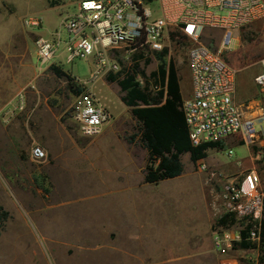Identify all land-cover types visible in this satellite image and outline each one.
I'll return each instance as SVG.
<instances>
[{
	"label": "rangeland",
	"instance_id": "obj_1",
	"mask_svg": "<svg viewBox=\"0 0 264 264\" xmlns=\"http://www.w3.org/2000/svg\"><path fill=\"white\" fill-rule=\"evenodd\" d=\"M76 1L0 0V205L10 215L0 233V264H96L94 258L107 253L97 249L100 241L70 242L84 244L87 248L67 255L64 242L45 240L41 236L45 227L44 215L27 208L26 201L31 198L39 204L44 203L43 196L52 186L105 189L123 185L131 186L129 192L121 195L133 203V215L148 220L142 245L138 246V242L132 245L140 249L141 254L153 252L158 264H221L212 246L216 216L211 207L221 182L210 179V172L220 170L218 166L221 165L234 166L239 159L243 167L256 168L264 188V121L258 126L262 140L257 145L247 146L230 139L220 142L206 151V171L198 170L197 161L193 162L185 152L180 155L183 166L180 175L155 183L145 182L144 173L140 171L145 166L147 153L140 141L139 123L132 115L131 107L121 101L123 92L115 80L108 79L109 73L89 82L93 69L91 57L67 62L63 50L65 32L62 30V42L52 64L70 75L75 85L92 90L112 113L113 122L104 126L103 132L108 130L106 133L86 138L78 132L69 112L76 94L70 88V80L56 74L50 66L42 73L36 69L35 36L55 39L61 17ZM27 16L41 17V27L27 26L24 22ZM220 35L219 30L206 28L200 40L215 46ZM232 35L231 47L224 57L237 71L236 97L240 103L250 102L254 114L264 113V89L254 82L264 57V19L239 28ZM167 44V59L173 60L178 70L183 99L188 98L192 82L187 51L192 42L187 38L175 41L169 37ZM117 57L121 70L116 75L122 76L137 61L144 71L140 75L142 84L146 78L150 88L157 86L150 77L158 64L155 52H147L136 60ZM20 94L22 109H19ZM131 136L132 141H127L132 149L121 139ZM34 144L46 150V160L31 159L30 149ZM46 145L63 156L55 166ZM228 149L233 151L231 157L227 156ZM250 155L252 159L249 160ZM38 188L43 196L35 192ZM54 193H50L47 201L57 198L55 201L75 202V198L87 194L71 189ZM118 196L112 195L111 199L109 195L102 200L110 202ZM96 201L80 199L67 207L71 209L78 204L89 214ZM37 221L42 225L39 228ZM235 249L232 253L239 264L261 262L258 248L244 251L235 246Z\"/></svg>",
	"mask_w": 264,
	"mask_h": 264
},
{
	"label": "built area",
	"instance_id": "obj_2",
	"mask_svg": "<svg viewBox=\"0 0 264 264\" xmlns=\"http://www.w3.org/2000/svg\"><path fill=\"white\" fill-rule=\"evenodd\" d=\"M260 19H264V0H77L61 17L55 39L35 36L36 69L42 73L53 63L62 42V30L67 62L91 57L89 82L104 73H118V55L122 60L121 56L132 58L134 54L145 56L147 52L163 50L168 45L169 31L179 30L192 42L187 51L192 91L181 102L192 145L230 139L255 146L262 140L258 126L264 121V113L256 115L250 102L235 100L237 71L224 53L231 47L235 30ZM24 22L30 27L42 24L41 17L36 16H27ZM206 28L221 32L217 45L200 40ZM261 64L254 82L263 90L264 57ZM137 79L142 82L140 75ZM21 97L20 94L19 109L23 108ZM69 112L78 132L86 138L99 136L112 119V113L88 89L74 95ZM232 155L228 149L227 156ZM30 157L44 161L47 152L34 144ZM236 164L241 168L233 175L221 170L210 172V179L221 182L211 202L216 219L223 215L233 217V222L216 225L213 230V249L221 256V264H238L231 252L240 240H250L256 246L247 249H257L260 241L264 211L261 177L256 168L242 167L239 159ZM197 168L208 170L204 158L197 161Z\"/></svg>",
	"mask_w": 264,
	"mask_h": 264
},
{
	"label": "trees",
	"instance_id": "obj_3",
	"mask_svg": "<svg viewBox=\"0 0 264 264\" xmlns=\"http://www.w3.org/2000/svg\"><path fill=\"white\" fill-rule=\"evenodd\" d=\"M152 1V0H147ZM171 40H185L186 36L179 30L169 31ZM168 48L155 52L158 64L150 73L156 87L150 88L149 82L137 79V75L144 74L137 61L132 68L122 76L109 73L108 79L115 80L123 92L120 99L131 107L132 115L139 123L140 141L147 151L144 166V181L158 182L172 178L182 173L183 166L180 160L182 153L188 152L190 159L195 162L206 156L209 148L217 147L220 142H205L198 146L192 145L184 114L181 109L182 95L179 86L178 70L171 59H167ZM141 54H134L133 59L141 58ZM148 60V58L146 59ZM50 68L58 75H65L70 80V88L74 93L83 90V86L75 85L72 77L64 73L54 64ZM133 136L127 138L132 141ZM9 211L0 205V233L9 218ZM228 221L233 222V217L223 215L215 220L216 225H225ZM245 235V231H242ZM236 247H254L250 240L242 239L235 244ZM258 259L264 262V211L260 227V241L258 245Z\"/></svg>",
	"mask_w": 264,
	"mask_h": 264
},
{
	"label": "crops",
	"instance_id": "obj_4",
	"mask_svg": "<svg viewBox=\"0 0 264 264\" xmlns=\"http://www.w3.org/2000/svg\"><path fill=\"white\" fill-rule=\"evenodd\" d=\"M234 97L235 100L239 102L236 94ZM111 121L113 122V119H111L110 122ZM107 131L108 130H105V132L103 133H106ZM121 139H123V141H125V143L132 149L131 143L128 142L127 139ZM92 140L88 141L85 144L88 145ZM46 147L47 151H50L52 154V158L54 160V163H52V165L55 166L58 160H60V157L63 156L55 151L56 149L54 150L52 146L46 145ZM250 159H252L251 155L249 160ZM243 166L244 165L242 164V167ZM218 168L228 175H233L238 173L241 167L237 166L235 162L234 166L225 164L218 166ZM140 172L144 173V168L143 171ZM70 189L72 190V192H84L87 194L75 198V202L67 200L55 201V199H57L55 197L54 201H47V199L51 197L50 193H57V191L61 193L62 191ZM130 189L131 186L128 185L117 186L115 188H111L108 186L105 187V189H100L97 186H85L84 188H61L59 186H52V188H50L43 196L41 194V190L38 188L37 190H35V192L39 193L45 198L44 203L39 204L35 200H32L30 198L27 199L26 205L27 208L32 209L35 213L42 212L41 215H44L42 218L45 227L43 229L44 232H41V236L45 240L64 242V245L67 246V255H72L73 251L77 252V250H84L85 248H87V246L84 244H73L70 242H85L93 239L101 242L99 243V245H97V249H104L105 253L107 252L106 254H102L94 258V262L96 264H158L154 259L155 256L153 252L143 255L141 254L140 249H135L132 246L136 242H138V246L142 245V235L143 233H145V227L148 226V220H143L137 214L134 216L133 203L131 201H127L126 197L124 195H121L129 192ZM25 192L33 193L26 190ZM117 194H119V196L114 201L111 200L110 202H105L104 200H102L109 195L112 199V195ZM80 199H96L98 201H96L93 206L90 207L91 212L89 214L86 213V210L83 207H78V204L76 207H73L71 209L67 207V205L74 204ZM44 211L45 214L43 213ZM37 226L38 228L42 226L39 221H37ZM242 249L244 251L247 250V248ZM215 253L217 254V259L221 261V256L217 252ZM231 255L233 256L234 254L231 252ZM79 259L81 258L79 257ZM235 259L237 260L236 257ZM178 261L180 262L181 259ZM173 262L175 261H171V263ZM162 264L165 263L163 262Z\"/></svg>",
	"mask_w": 264,
	"mask_h": 264
}]
</instances>
